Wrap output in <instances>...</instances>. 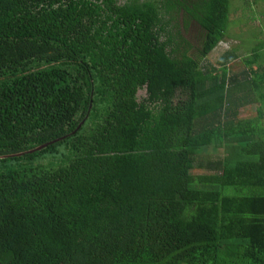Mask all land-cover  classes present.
Wrapping results in <instances>:
<instances>
[{
  "label": "trees",
  "instance_id": "obj_1",
  "mask_svg": "<svg viewBox=\"0 0 264 264\" xmlns=\"http://www.w3.org/2000/svg\"><path fill=\"white\" fill-rule=\"evenodd\" d=\"M232 5L0 0V264H264V31Z\"/></svg>",
  "mask_w": 264,
  "mask_h": 264
},
{
  "label": "rangeland",
  "instance_id": "obj_2",
  "mask_svg": "<svg viewBox=\"0 0 264 264\" xmlns=\"http://www.w3.org/2000/svg\"><path fill=\"white\" fill-rule=\"evenodd\" d=\"M242 0H232L233 2V7L236 8V12L234 14L230 15V19L234 20L239 18L241 15H248V14H252L253 18L255 19V21H251V26L254 28H257L258 26L261 28L262 31H264V3H260L258 0L256 2H251L252 0H247L250 3V6L248 7H243L244 3L241 2ZM240 8V9H239ZM243 8V9H241ZM251 9V13L250 10ZM244 13V14H243ZM178 22H180V20H178ZM234 27V32L237 31H242L238 30V28ZM254 30V29H253ZM252 30V31H253ZM182 34H184L185 37H188L189 40L191 39V34H189V32L186 31L185 32H181ZM189 34V35H188ZM246 37V36H243ZM192 45L193 42L191 41ZM229 45H232L233 43L231 41H227V42H221L218 44V46L213 50L212 53L209 54V56L206 58V62L216 65L217 59L219 58L220 54L227 49ZM241 66H234L233 70L237 71L238 69H240ZM254 106L250 105V106H245L242 109H240L239 114H238V118H243L246 117L248 115H253L254 114Z\"/></svg>",
  "mask_w": 264,
  "mask_h": 264
},
{
  "label": "water",
  "instance_id": "obj_3",
  "mask_svg": "<svg viewBox=\"0 0 264 264\" xmlns=\"http://www.w3.org/2000/svg\"><path fill=\"white\" fill-rule=\"evenodd\" d=\"M44 146V145H43ZM41 147H36L34 150H38V149H40ZM31 151H33V150H31ZM31 151H28V152H31Z\"/></svg>",
  "mask_w": 264,
  "mask_h": 264
}]
</instances>
